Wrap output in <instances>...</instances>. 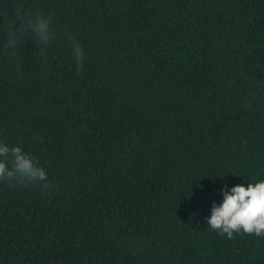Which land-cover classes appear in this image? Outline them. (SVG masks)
<instances>
[{"label": "trees", "instance_id": "1", "mask_svg": "<svg viewBox=\"0 0 264 264\" xmlns=\"http://www.w3.org/2000/svg\"><path fill=\"white\" fill-rule=\"evenodd\" d=\"M16 8L48 46L4 53ZM0 143L49 178L0 182V264H264L207 225L264 179V0H0Z\"/></svg>", "mask_w": 264, "mask_h": 264}, {"label": "clouds", "instance_id": "2", "mask_svg": "<svg viewBox=\"0 0 264 264\" xmlns=\"http://www.w3.org/2000/svg\"><path fill=\"white\" fill-rule=\"evenodd\" d=\"M7 30V42L3 51L15 56L21 46L25 34L33 36L41 46H48L54 37L52 22L39 13H27L16 8L11 14ZM5 16L8 13L5 12ZM72 45L71 55L78 69L83 67L85 50L73 37H68ZM258 95L253 99H258ZM0 182L25 180L41 183L47 188L48 174L44 168L34 163L33 158L19 146L9 147L0 143ZM11 162L12 168L8 164ZM207 225L231 238L234 233H244L256 237H264V179L244 184H237L222 192V200L213 203Z\"/></svg>", "mask_w": 264, "mask_h": 264}]
</instances>
